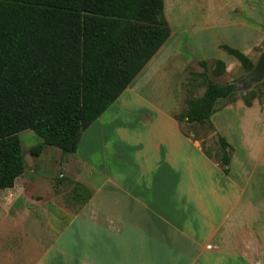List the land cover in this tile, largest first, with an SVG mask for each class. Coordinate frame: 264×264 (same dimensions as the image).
Here are the masks:
<instances>
[{
    "label": "crops",
    "instance_id": "1",
    "mask_svg": "<svg viewBox=\"0 0 264 264\" xmlns=\"http://www.w3.org/2000/svg\"><path fill=\"white\" fill-rule=\"evenodd\" d=\"M173 2L168 3L170 12ZM253 4L255 19L232 18L241 15L240 7L219 13L221 36L213 44L217 59L197 56L189 41L183 42L185 33L178 37L170 30L166 43L115 101L124 110L116 114L110 106L81 135L75 154H57L64 159L60 178L84 190L73 202V212L58 205L49 177L40 178L38 171H24L13 188L0 190V204L18 216L0 240V264H257L251 250L243 249L245 256L239 245L242 232L244 247L250 246L249 235L259 237L252 178H235L231 164L224 175L192 135H182L173 118L182 109L181 86L189 61L219 60L220 45L249 56L264 40L263 33L260 40L250 41L264 29L257 18L264 0ZM261 15L264 19V11ZM183 49L189 60L182 58ZM222 62L225 73L228 65H237ZM150 67L153 87L163 88L161 92L173 88L171 109H145L154 100L137 91ZM39 179H44V189ZM86 192L88 199L82 203Z\"/></svg>",
    "mask_w": 264,
    "mask_h": 264
},
{
    "label": "trees",
    "instance_id": "2",
    "mask_svg": "<svg viewBox=\"0 0 264 264\" xmlns=\"http://www.w3.org/2000/svg\"><path fill=\"white\" fill-rule=\"evenodd\" d=\"M163 9L164 0H0V190L13 188L25 171L18 136L23 131L42 141L29 150L33 158L44 147L75 154L81 135L169 39ZM219 49L246 73L253 69L240 51ZM199 65L208 68L206 62ZM225 71L224 62H212L213 77ZM206 85L201 97H188L186 111L173 116L179 127L184 122L212 130L210 117L221 109L220 102H235V84ZM259 85L264 89L261 82L241 96L244 107L264 96ZM217 142L218 157L213 160L202 147L203 153L227 175L231 148L224 138L217 136ZM82 191L78 185L74 195Z\"/></svg>",
    "mask_w": 264,
    "mask_h": 264
},
{
    "label": "rangeland",
    "instance_id": "3",
    "mask_svg": "<svg viewBox=\"0 0 264 264\" xmlns=\"http://www.w3.org/2000/svg\"><path fill=\"white\" fill-rule=\"evenodd\" d=\"M173 1L174 0H164V17L170 30H172L175 35H178V37L182 33H185L182 35L184 38L183 42L189 41L191 51L196 52L197 56L201 57H210L213 55V57L216 58V54L214 53L216 48L213 44L220 41L219 36L221 35L218 34V17L219 13L223 12L224 9L226 12L228 10L231 12L234 8L240 7L241 15L236 16L231 14L232 18L236 17L244 20L249 18L255 19L253 16V10L251 11L253 0H251L252 2H250V0H176L174 9L170 12L171 8L169 9L168 3L170 2V5L172 6L174 5ZM262 9L263 8L259 5L257 11L258 16H256L258 19L262 20V22H260L264 26V19H262L263 17L261 15V12L264 10ZM257 33L258 34L250 40L252 43L261 39L264 29L259 28ZM184 50L185 49L180 51L181 56L185 60H189L190 54L185 53ZM218 51L220 52L218 54L219 60L235 62L237 65H228V72L220 77H213L211 75L213 60L206 61L208 65L206 70H203L199 65V59L193 58L189 61L187 69L184 71L185 81L181 86L183 92L181 112L183 113L186 111L184 101L188 97L192 96L194 98H199L202 96L207 87L206 83L217 85H225L229 83L235 84V102L229 103L228 100H222L220 102L219 105L221 109L216 112L217 114L215 113L213 114L214 116L212 115L213 119L211 118L212 116L210 117V122L213 127L212 130H210L207 125L190 126L184 122L181 123L180 129L189 136L195 134V136L192 135L191 137H194L195 141L201 146V148L203 147L204 150L209 151L213 160L221 154L220 146L217 142V136L224 138L231 148L230 162L231 160L232 162L230 163L231 165H229L232 175L239 179L246 178L247 176L252 178L253 184L251 185H254V189L251 196L252 200L257 202L256 208L258 213L253 222L257 224V235L259 237L257 239L253 235H249L248 243L250 242V246L247 245L248 247H244V244H246L245 242L247 241L245 240V233L242 232V239L239 238L241 240L239 245L243 255L246 256L247 254L243 249H250V257L252 259L253 257H256L258 260L257 264H259V262L264 264V96H262L260 101H253L252 107L254 108L252 110L248 111L247 108H244L241 96L247 92L245 89L244 78L248 73H246L240 65L225 52L220 49ZM263 51L264 40L259 43L251 55L247 56L250 61L255 64ZM148 68L144 70L147 77H142V79H140V81L144 80V85H142L137 91L141 95H146L150 101L154 100L150 103L152 108L146 107L145 109L148 111L157 109V107L160 106H164L165 109H171L173 104L170 102L169 97L172 94L171 91H173V88H168V91L161 92V89L164 91L163 88L159 89L153 87V83L156 81H150L153 80V78L151 76L149 77V74L153 75L154 72L152 67H150V69ZM167 71L169 74L173 72L169 69H167ZM191 73L195 75L205 74V77L194 78L190 76ZM192 79H194V81ZM262 82L264 84V80ZM256 85L258 84H254L252 88H255ZM259 87L260 89L262 88L260 85ZM174 90L177 92V88H174ZM125 92L126 91L123 93ZM262 92L264 94L263 88ZM224 107H229V109L222 111ZM110 110L111 112L118 114V112L124 110V107L122 108L118 102H114L111 105ZM134 111H136V108ZM218 112H220V114ZM259 113H261V115ZM18 136L25 161V175H28L29 171L31 172L33 170L34 172L38 171L37 174L41 176L40 178H45V176L49 177L48 182L49 187H51L50 193L60 199L58 205L63 204L67 210L73 212L75 207L73 202H77V196L74 195L75 188L78 185L71 184V182H69L71 180H69L68 177L66 180L69 181L66 182L65 179L60 178L62 172L58 170V167L64 159L62 157V159L60 158L59 160L57 154H61V152L53 147H44L42 154L38 158H33L29 154V150L42 144V141L29 130L19 133ZM55 160H57V162ZM229 173L227 175H229ZM38 183L43 187L42 189H44V179H39ZM0 195H2V191H0ZM84 200L85 199H83L82 203ZM14 215V213L9 214L7 208L0 204V240L5 231H7L6 226L7 228L12 227V225L18 222L16 219L18 216ZM4 248L5 247H3V249Z\"/></svg>",
    "mask_w": 264,
    "mask_h": 264
},
{
    "label": "water",
    "instance_id": "4",
    "mask_svg": "<svg viewBox=\"0 0 264 264\" xmlns=\"http://www.w3.org/2000/svg\"><path fill=\"white\" fill-rule=\"evenodd\" d=\"M264 80V51L260 54L253 69L244 78L245 89L251 90L254 84H259Z\"/></svg>",
    "mask_w": 264,
    "mask_h": 264
},
{
    "label": "bare ground",
    "instance_id": "5",
    "mask_svg": "<svg viewBox=\"0 0 264 264\" xmlns=\"http://www.w3.org/2000/svg\"><path fill=\"white\" fill-rule=\"evenodd\" d=\"M167 4V3H166Z\"/></svg>",
    "mask_w": 264,
    "mask_h": 264
}]
</instances>
